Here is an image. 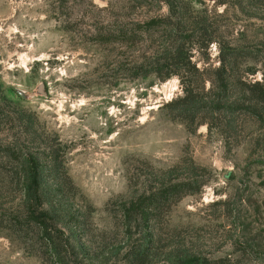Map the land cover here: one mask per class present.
<instances>
[{
	"label": "rangeland",
	"instance_id": "1",
	"mask_svg": "<svg viewBox=\"0 0 264 264\" xmlns=\"http://www.w3.org/2000/svg\"><path fill=\"white\" fill-rule=\"evenodd\" d=\"M170 8L169 0H0V96L68 147L67 171L95 210L96 233L122 246L109 205L130 197L128 177L146 174V163L166 170L190 156L212 177L173 207L163 238L226 264H264L262 134L247 123L227 151L218 130L191 133L166 116L163 105L183 95L177 77L133 74L162 50L156 24L178 20ZM176 11L210 29L213 43L193 49L199 67L218 66L220 44L236 46L252 56L246 64L255 75L246 78L261 80L264 0H182ZM0 264L43 263L0 232Z\"/></svg>",
	"mask_w": 264,
	"mask_h": 264
},
{
	"label": "trees",
	"instance_id": "2",
	"mask_svg": "<svg viewBox=\"0 0 264 264\" xmlns=\"http://www.w3.org/2000/svg\"><path fill=\"white\" fill-rule=\"evenodd\" d=\"M169 2L178 20L156 24L162 50L137 65L134 76L154 75L162 82L179 79L183 95L163 109L171 121L184 122L189 132L202 125L218 130L230 151L251 123L262 134L255 142L264 148V73L261 80L246 78L255 75L246 64L251 53L220 44L218 66L199 67L193 49L205 50L213 43L210 29L187 12L176 11L182 0ZM67 149L58 136L41 128L33 112L0 96V232L15 239L27 255L43 264L227 263L206 257L172 236L168 241L162 236L173 207L200 194L212 177L211 170L184 156L169 169L146 163V174L129 176L130 197L120 200L117 208L109 205L116 220L115 234L122 230L124 239L117 246V236L93 228L95 210L68 174ZM142 177L146 180L139 182Z\"/></svg>",
	"mask_w": 264,
	"mask_h": 264
}]
</instances>
